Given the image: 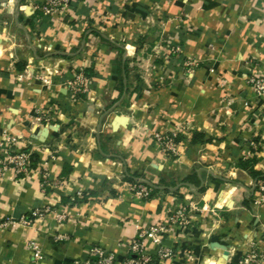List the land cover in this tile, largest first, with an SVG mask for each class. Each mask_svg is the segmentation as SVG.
<instances>
[{"label":"crops","instance_id":"crops-1","mask_svg":"<svg viewBox=\"0 0 264 264\" xmlns=\"http://www.w3.org/2000/svg\"><path fill=\"white\" fill-rule=\"evenodd\" d=\"M43 2L0 0V142L21 136L38 163L53 152L62 185L0 174V222L45 207L66 219L0 227V264H71L93 245L119 264L136 224L166 221L180 204L189 222L165 240L177 254L154 264H230L252 245L264 250V204L253 205L256 180L239 165L254 142L264 172V92L248 82L264 75V0H72L50 16ZM43 68L58 70L51 85L37 78ZM79 68L91 89L73 99L65 82ZM48 108L55 122L35 124ZM155 133L177 134L180 156L164 154ZM126 173L174 187L142 199ZM194 173L203 190L181 182Z\"/></svg>","mask_w":264,"mask_h":264},{"label":"built area","instance_id":"built-area-1","mask_svg":"<svg viewBox=\"0 0 264 264\" xmlns=\"http://www.w3.org/2000/svg\"><path fill=\"white\" fill-rule=\"evenodd\" d=\"M72 0H44L40 6V11L44 16L56 14V12H65L69 10ZM180 46H170V52L179 53ZM41 67V66H40ZM42 68V67H41ZM44 73L37 76L43 83L51 85V76L58 73V70H49L43 68ZM32 72L26 68L20 72L16 79L25 80L31 76ZM91 77L87 75L83 68L76 70L66 82V89L70 92L73 99L88 94L91 89ZM248 82L253 86L255 93L260 95L264 92V75L253 74L249 77ZM55 109L48 108L37 110L32 121L41 126L50 125L55 122ZM154 138L159 144L161 151L173 158L179 157L181 154L180 142L177 134H160L155 133ZM27 141L21 136L13 133H4L0 142V174L12 172L16 177L30 178L34 173L38 175L40 184L44 190L59 188L62 180L58 176H53L50 169V160L54 158L51 151H47L46 158L38 163L33 162L34 154L25 144ZM251 151L248 156H252V152H257V144L251 143ZM128 189L136 196L142 199L150 197L153 189L144 183H127ZM78 197H83V192H77ZM253 205L260 206L264 204V181L256 182L255 194L252 197ZM54 212L58 221L66 219L64 212L53 211L49 207L36 208L26 216H22L18 220L6 218L0 222L2 228H16L17 226H29L36 219L43 218L47 213ZM188 206L180 204L169 210L168 219L166 221H154L149 224H136L134 236L124 243L126 249L123 260L119 264H154L156 259L168 262L172 260L177 252L165 244L168 234L178 225L188 224ZM67 239L64 236H57V239ZM29 247L32 251V261L40 263L43 259L42 249L35 242H30ZM191 258V256H189ZM71 264H117L116 255L111 250L102 246L93 245L88 247L87 255L82 259H74ZM238 264H264V250L256 245L243 251Z\"/></svg>","mask_w":264,"mask_h":264},{"label":"trees","instance_id":"trees-1","mask_svg":"<svg viewBox=\"0 0 264 264\" xmlns=\"http://www.w3.org/2000/svg\"><path fill=\"white\" fill-rule=\"evenodd\" d=\"M201 138H203L202 135H201ZM195 141H197L196 138H194V142ZM256 161H257L256 152L253 151L252 156L247 158V159L242 160L239 163V165L241 168L248 171V173L256 180V182L264 181V172H260L254 168V164L256 163ZM33 162L35 163L36 160L34 159ZM124 178L129 183L141 182V183H144L145 185L151 187L153 189V191L151 192L150 197L158 194L159 192L170 191L171 188L174 187V184L167 183L164 179H162V181L159 185L151 184L148 181H146L142 176H139L137 174L126 173ZM181 182L183 184L194 185V186L200 188V190L204 189V187L202 186L201 179L198 177V175L196 173L184 177L183 179H181ZM230 264H238V262L232 261Z\"/></svg>","mask_w":264,"mask_h":264},{"label":"water","instance_id":"water-1","mask_svg":"<svg viewBox=\"0 0 264 264\" xmlns=\"http://www.w3.org/2000/svg\"><path fill=\"white\" fill-rule=\"evenodd\" d=\"M227 253V251H225V254Z\"/></svg>","mask_w":264,"mask_h":264},{"label":"rangeland","instance_id":"rangeland-1","mask_svg":"<svg viewBox=\"0 0 264 264\" xmlns=\"http://www.w3.org/2000/svg\"><path fill=\"white\" fill-rule=\"evenodd\" d=\"M241 256H242V255H241ZM241 256H240V258H241ZM240 258H239V259H240Z\"/></svg>","mask_w":264,"mask_h":264}]
</instances>
